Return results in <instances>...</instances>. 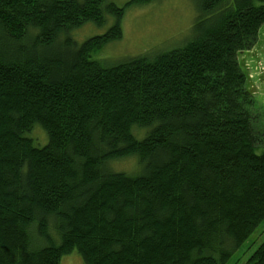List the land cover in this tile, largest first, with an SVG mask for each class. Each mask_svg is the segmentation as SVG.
Returning <instances> with one entry per match:
<instances>
[{"label":"trees","instance_id":"16d2710c","mask_svg":"<svg viewBox=\"0 0 264 264\" xmlns=\"http://www.w3.org/2000/svg\"><path fill=\"white\" fill-rule=\"evenodd\" d=\"M197 8L183 47L104 67L91 55L121 38L124 8L0 0V264L72 251L84 264H226L264 220V151L238 62L264 0ZM106 15L103 35L53 50ZM128 158L132 173L111 168ZM244 264H264V241Z\"/></svg>","mask_w":264,"mask_h":264},{"label":"rangeland","instance_id":"374dc122","mask_svg":"<svg viewBox=\"0 0 264 264\" xmlns=\"http://www.w3.org/2000/svg\"><path fill=\"white\" fill-rule=\"evenodd\" d=\"M117 8H124L120 22L121 38L105 44L91 55V60L104 67H113L123 61L141 56L150 58L183 47L196 34L193 26L199 15L197 0H153L143 5L126 6L130 0H107ZM112 16L106 15L101 26L85 23L67 33L62 32L54 41V51H62L63 43L68 38L80 46L85 41L101 36L114 24ZM51 47V49H52ZM49 50V49H48ZM238 62L245 74L246 89L253 100V129L259 144L255 149L257 155L264 151V24L259 28L255 45L238 55ZM30 138L34 147L47 143L45 132L34 126ZM35 140V141H34ZM134 160L124 159L111 166L115 172L132 173ZM51 229V227L49 228ZM52 230V229H51ZM50 230V231H51ZM56 241L53 232H50ZM57 240L56 242H58ZM264 241V220L256 230L232 254L226 264H244L257 247ZM59 264H84L76 251L63 256Z\"/></svg>","mask_w":264,"mask_h":264}]
</instances>
